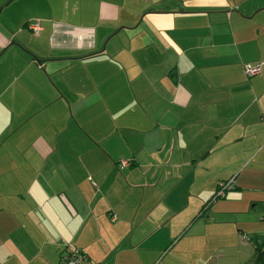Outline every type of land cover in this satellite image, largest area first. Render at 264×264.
Here are the masks:
<instances>
[{"label": "crops", "instance_id": "obj_1", "mask_svg": "<svg viewBox=\"0 0 264 264\" xmlns=\"http://www.w3.org/2000/svg\"><path fill=\"white\" fill-rule=\"evenodd\" d=\"M262 115L264 0H0V264H254Z\"/></svg>", "mask_w": 264, "mask_h": 264}, {"label": "rangeland", "instance_id": "obj_2", "mask_svg": "<svg viewBox=\"0 0 264 264\" xmlns=\"http://www.w3.org/2000/svg\"><path fill=\"white\" fill-rule=\"evenodd\" d=\"M141 28L145 27L142 25ZM123 31H121L120 34H122ZM230 193V191L226 192V195ZM221 199H219L220 201ZM203 223H200V225L196 224L195 226H193L192 229H188V231L185 234H182V240L178 241L179 243H175L173 245L170 246L171 250L169 251V254L167 255V259L166 260H171L173 261L174 258H176L175 256L177 255V253H179L181 251V249L183 248V250H185L186 247L190 248L189 250H191L192 245H194L193 247L197 246V242L200 243V236H197V233L201 232L203 230V226L201 225ZM198 226V227H197ZM214 227V225H211V228ZM211 232L214 234V232L211 230ZM213 240H215V237H212ZM175 242V241H174ZM173 242V243H174ZM209 242V241H208ZM211 242V241H210ZM212 246L210 245L209 247H206L204 252L202 251V254L200 252H194V253H190V255L188 256V259L190 261H194L193 259H197L199 258H207V256L212 255V253L215 252V250H212ZM221 255L218 257H210L211 259L209 260L210 262L208 264H235L236 263V258L235 256L232 255L231 251L229 252L228 250L224 251V252H220ZM214 256V255H213ZM85 260V259H83ZM82 261V260H81ZM80 261V262H81ZM80 262H78L77 264H79ZM198 263V262H197ZM60 264H67V263H61Z\"/></svg>", "mask_w": 264, "mask_h": 264}, {"label": "built area", "instance_id": "obj_3", "mask_svg": "<svg viewBox=\"0 0 264 264\" xmlns=\"http://www.w3.org/2000/svg\"><path fill=\"white\" fill-rule=\"evenodd\" d=\"M29 28L37 33L39 30L42 29L41 24L39 21H35L29 24ZM244 71L248 76H253L255 74H258L261 71V63H256L255 65L251 66L246 64L244 66ZM261 119L264 121V115L261 116ZM121 167H124L128 165V161L123 160L121 162ZM232 179L228 180L227 182L220 183V186L218 189L214 192L213 197L219 198L223 197L226 194V191L231 188ZM115 217L111 216V220H114ZM264 250V247H263ZM85 259V256L82 254V252L74 247V246H66L65 250L61 254L60 261L61 263H67V264H77L81 260Z\"/></svg>", "mask_w": 264, "mask_h": 264}, {"label": "trees", "instance_id": "obj_4", "mask_svg": "<svg viewBox=\"0 0 264 264\" xmlns=\"http://www.w3.org/2000/svg\"><path fill=\"white\" fill-rule=\"evenodd\" d=\"M245 66V65H244ZM244 73H245V71H244ZM246 74V73H245ZM247 75V74H246ZM248 76V75H247ZM230 180V179H229ZM228 181V179L227 180H223V181H221L220 183H222V182H227ZM220 183L218 184V186H217V188H216V190L218 189V187L220 186ZM234 179H232V183H231V188L229 189V190H227L226 192H228V191H230V190H232V189H234ZM215 190V191H216ZM214 194V193H213ZM226 195V194H225ZM224 195V196H225ZM219 198H222V197H219ZM219 198H215L214 199V197H213V195H212V197L208 200V202H206V204L204 205V210L203 211H207L209 208H210V206L217 200V199H219ZM263 247H264V243H256V256H255V260H254V264H263L262 263V260L264 259V250H263Z\"/></svg>", "mask_w": 264, "mask_h": 264}, {"label": "water", "instance_id": "obj_5", "mask_svg": "<svg viewBox=\"0 0 264 264\" xmlns=\"http://www.w3.org/2000/svg\"><path fill=\"white\" fill-rule=\"evenodd\" d=\"M262 263L264 264V259L262 260Z\"/></svg>", "mask_w": 264, "mask_h": 264}]
</instances>
